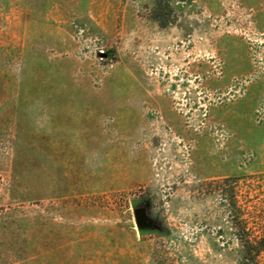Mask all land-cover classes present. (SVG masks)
<instances>
[{
  "label": "rangeland",
  "instance_id": "1",
  "mask_svg": "<svg viewBox=\"0 0 264 264\" xmlns=\"http://www.w3.org/2000/svg\"><path fill=\"white\" fill-rule=\"evenodd\" d=\"M243 225L264 0H0V264H243Z\"/></svg>",
  "mask_w": 264,
  "mask_h": 264
},
{
  "label": "trees",
  "instance_id": "2",
  "mask_svg": "<svg viewBox=\"0 0 264 264\" xmlns=\"http://www.w3.org/2000/svg\"><path fill=\"white\" fill-rule=\"evenodd\" d=\"M238 238L241 241L243 264H248V262L256 264L254 260L256 261V258L264 250V237H252L247 226L243 225Z\"/></svg>",
  "mask_w": 264,
  "mask_h": 264
},
{
  "label": "water",
  "instance_id": "3",
  "mask_svg": "<svg viewBox=\"0 0 264 264\" xmlns=\"http://www.w3.org/2000/svg\"><path fill=\"white\" fill-rule=\"evenodd\" d=\"M134 218L139 228L150 227L154 225L153 220L146 214L142 207L134 210Z\"/></svg>",
  "mask_w": 264,
  "mask_h": 264
}]
</instances>
